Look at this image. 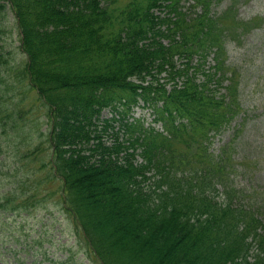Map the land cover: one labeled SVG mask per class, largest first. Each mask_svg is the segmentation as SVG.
Returning a JSON list of instances; mask_svg holds the SVG:
<instances>
[{
	"label": "trees",
	"instance_id": "16d2710c",
	"mask_svg": "<svg viewBox=\"0 0 264 264\" xmlns=\"http://www.w3.org/2000/svg\"><path fill=\"white\" fill-rule=\"evenodd\" d=\"M219 1L0 0V34L11 9L24 55L0 51V123L28 119L27 88L49 110L48 133L31 134L49 147L7 153L26 177L0 208L39 204L58 180L48 195L98 264H264V207L234 184L228 148L211 151L242 111L226 57L235 3L214 15ZM141 104L163 131L135 117Z\"/></svg>",
	"mask_w": 264,
	"mask_h": 264
},
{
	"label": "rangeland",
	"instance_id": "374dc122",
	"mask_svg": "<svg viewBox=\"0 0 264 264\" xmlns=\"http://www.w3.org/2000/svg\"><path fill=\"white\" fill-rule=\"evenodd\" d=\"M233 2L235 8L225 24V27L233 29L227 33L226 57L230 69L237 72L233 79L239 82L242 111L229 128L214 137L211 151L218 153L228 148L236 166L234 184L239 189L254 192L256 200L264 207V0H220L212 7V13L222 14ZM6 18V32L0 34V51L14 63L24 59V55L11 9L7 10ZM212 66L214 61L209 57L205 68ZM21 98L22 109L28 119L22 123L8 120L7 126L0 123L2 193L12 186L18 187L11 183L26 177L24 171H10L16 166L7 153L11 154L17 147H49L40 140L35 141L36 137L31 135L43 123L46 126L40 129L48 133L49 110L36 100L37 94L33 90L27 88L26 96H18L17 100ZM104 116L110 117L109 111ZM135 117H143L147 124L153 120L152 112L142 104L136 108ZM154 126L160 129V124ZM229 144L232 147H225ZM58 184L55 180L45 187V196L39 204L34 203L30 207L15 201L10 208H0V264H98L74 218L64 209L59 193L48 195L57 189ZM96 186L98 189L99 186L106 188V182L99 180ZM25 188H30V185Z\"/></svg>",
	"mask_w": 264,
	"mask_h": 264
}]
</instances>
